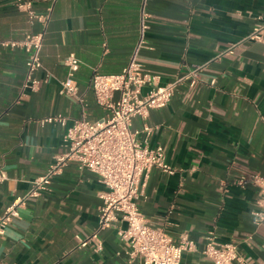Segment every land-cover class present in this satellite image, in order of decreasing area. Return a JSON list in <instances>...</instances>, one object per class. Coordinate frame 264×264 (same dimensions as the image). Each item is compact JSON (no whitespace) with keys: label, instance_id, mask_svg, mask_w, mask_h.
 Here are the masks:
<instances>
[{"label":"crops","instance_id":"crops-1","mask_svg":"<svg viewBox=\"0 0 264 264\" xmlns=\"http://www.w3.org/2000/svg\"><path fill=\"white\" fill-rule=\"evenodd\" d=\"M15 1L0 0V40L43 28L31 25ZM27 1L37 13L51 14L36 73L50 78L38 92L24 90L28 53L0 51V170L9 177L0 184V211L26 195L66 150V131L82 116L80 104L60 94L66 59L74 54L81 61L75 79L88 119L96 122L105 113L92 89L94 71L121 73L140 45L139 59L161 75L160 85L209 63L196 87H178L169 105L146 121L154 129L150 147L163 146L173 169L150 172L138 200L146 223L165 228L175 241L187 233L197 244L181 264H211L202 253L209 236L235 244L250 264H264L258 190L234 185L241 176L264 174V41L248 39L264 0ZM56 114L68 118L66 127L40 123ZM144 123L137 117L133 127ZM102 189L96 174L70 162L0 236V258L6 264H144L130 262L121 223L100 232L102 251L95 242L81 247L79 239L99 230Z\"/></svg>","mask_w":264,"mask_h":264},{"label":"built area","instance_id":"built-area-1","mask_svg":"<svg viewBox=\"0 0 264 264\" xmlns=\"http://www.w3.org/2000/svg\"><path fill=\"white\" fill-rule=\"evenodd\" d=\"M14 6L27 14L31 25L39 22L43 28L39 32H27L22 39L0 40V51L21 49L28 53L27 78L23 89L38 92L42 83L50 78L48 74L44 80H40L36 73L43 68L42 50L51 14L37 13L34 4L27 0H16ZM259 20L248 39L264 41V15ZM139 49L140 45L129 65L119 74L94 71L92 89L97 104L105 113L96 122L88 119V104L79 93L75 79L81 61L74 54L66 59L69 73L60 83V94L74 98L82 108V116L75 119L66 131V150L54 157L45 173L33 181L32 188L26 195L0 211V236L20 216V209L26 206L28 199L40 197L49 191L54 178L60 176L70 162L75 161L81 171L96 174L103 186L99 193L102 200L99 230L87 239H79L81 247L95 242V250L102 251L100 232L115 223H121L118 235L130 262L140 258L144 264H181L186 253L198 250L197 244L187 233L181 234L178 241H175L165 228L147 224L138 200L152 170L173 173L166 161L164 147L149 145L154 129L146 123L147 119L152 111L169 105L178 87H196L209 63L193 65L175 81L160 85L161 75L145 68L139 59ZM233 51L234 48L231 47L227 52ZM145 88L147 91H144ZM137 117L145 122L141 130L133 127ZM40 123L66 127L68 118L56 114L42 119ZM8 179L6 171L0 170V184ZM234 185L258 190V205L261 210L256 214V225L263 223L264 174L241 176L235 180ZM202 253L211 264H250L235 244L219 243L214 236L207 238ZM0 264L6 263L0 258Z\"/></svg>","mask_w":264,"mask_h":264}]
</instances>
